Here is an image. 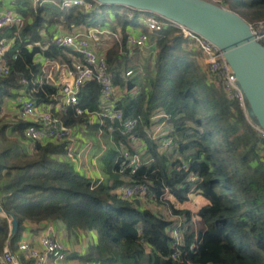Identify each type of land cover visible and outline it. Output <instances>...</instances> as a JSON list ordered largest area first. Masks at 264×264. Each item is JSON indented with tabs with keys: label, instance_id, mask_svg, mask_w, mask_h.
I'll list each match as a JSON object with an SVG mask.
<instances>
[{
	"label": "trees",
	"instance_id": "1",
	"mask_svg": "<svg viewBox=\"0 0 264 264\" xmlns=\"http://www.w3.org/2000/svg\"><path fill=\"white\" fill-rule=\"evenodd\" d=\"M33 1L18 0L23 7L21 25L0 30V38L13 41L5 54L10 72L0 78V204L18 220V231L9 239L11 249L16 251L22 240L26 221L48 222L73 243L94 231L85 252L66 256L82 264H264V137L249 123L238 101L228 99L206 66L193 58L198 52L181 30L170 25L150 34L156 57L141 72L124 43L127 28L138 25L141 12L129 14L116 5L61 8L62 0ZM217 3L249 24L264 23V0ZM107 21L114 31L117 24L123 36L106 51L113 83L120 91L114 105L136 119L133 133L143 150L129 142L118 122H89L90 115L100 111L99 85L95 80L85 82L78 103L54 114L67 127H85L88 133L100 130L112 137L115 146L100 158L104 176L91 178L74 168L67 156L68 141H35L33 150L26 152L27 123L17 118L7 122L1 112L5 100L19 89L39 105L56 102L58 88L43 78L35 56L62 57L68 65L71 61L67 50L55 45L56 34L49 26L60 25L69 32L101 27ZM259 41L264 45V36ZM129 69L132 74L125 76ZM156 122L171 127L166 137L173 146L168 152L161 151L158 140L145 129ZM8 128L20 137L19 144L7 139ZM119 144L141 156V165L132 174L121 168ZM190 174L196 176L194 182H189ZM133 184L146 187L145 202L116 194L121 186ZM194 193L206 201L196 215L175 207L168 198L183 203ZM150 203L162 204L183 218L181 243L172 238L176 220L165 219ZM0 215L1 254L9 220L4 212ZM193 216L199 230L188 228ZM19 261L35 264L22 255Z\"/></svg>",
	"mask_w": 264,
	"mask_h": 264
},
{
	"label": "built area",
	"instance_id": "2",
	"mask_svg": "<svg viewBox=\"0 0 264 264\" xmlns=\"http://www.w3.org/2000/svg\"><path fill=\"white\" fill-rule=\"evenodd\" d=\"M36 1L34 0L33 2L36 3ZM100 5L95 0H62L59 4L61 8L80 6L86 9ZM125 8L128 9L129 14L132 11H136L127 7ZM141 13L138 26H144L145 30H139L137 33L128 31L124 35V43L128 53L130 49L148 48L151 54L154 55L156 47L154 41L150 38V34L170 25L179 28L190 45L200 51L207 70L225 92L227 98L238 101L249 123L264 137V131L248 117L242 91L220 49L207 39L191 30L176 25L170 20L150 12ZM22 21L23 16L18 11V7L14 1H11L7 6H0V30L11 26L18 27ZM82 28H73L70 32L57 34L53 38L56 46L67 50L66 55L71 61L70 65L65 64L66 70L62 79L54 85L58 88L57 94L54 96L56 102L46 106L39 105L34 99L29 98L23 90L15 98L18 106L17 119L27 123L23 130V135L30 143V151L33 150L35 141H68L67 156L73 164H79L82 155V150H76L74 147V132L76 128L65 126L55 116L54 112H63L68 106L77 104L80 87L90 80H95L99 85L100 111L91 114L89 122H101L103 119L116 121L120 124L123 132L127 135V139L133 146L141 143L140 139L133 133L136 119L124 116L120 109L115 108L114 103L118 98L117 95H120V91H117V87L113 83V76L106 58V50L100 47L101 40L111 39L112 35L117 39V32L107 28ZM253 32L258 39L264 36V32ZM119 35L120 39H122V34L120 33ZM12 42L10 39L0 38V78L6 77L10 72L5 54L12 46ZM60 60L62 59L60 58ZM124 74L130 76L132 70L129 69ZM21 82L24 84L26 81L23 79ZM77 112L82 113V110L77 109ZM147 132L154 139L158 140L161 151L168 152L173 146L171 140L166 137L168 133L166 130L158 128L157 130L149 129ZM110 139L112 140V137ZM87 147L89 148L90 146ZM119 147L122 155L120 163L122 170L127 169L129 173H134L142 162L140 154L137 152L131 153L122 144H119ZM185 166L183 165V168ZM196 179L194 174L189 175V182H194ZM146 192V187L140 184L123 185L116 190V194L123 199H139L142 202L147 200ZM195 218L196 216H193L192 221ZM183 224V218L178 217L175 228L172 231V238L175 244H179L183 240ZM19 255L24 256L26 259L34 260L35 264H64L67 258L64 244L55 236L50 227H47L40 236L38 245L24 239L17 243L16 251L5 245L0 254V264H20Z\"/></svg>",
	"mask_w": 264,
	"mask_h": 264
},
{
	"label": "water",
	"instance_id": "3",
	"mask_svg": "<svg viewBox=\"0 0 264 264\" xmlns=\"http://www.w3.org/2000/svg\"><path fill=\"white\" fill-rule=\"evenodd\" d=\"M101 5L123 6L150 12L193 31L216 45L230 65L242 91L248 117L264 131V45L251 25L237 12L210 0H95ZM10 237L18 231V220L4 210Z\"/></svg>",
	"mask_w": 264,
	"mask_h": 264
},
{
	"label": "crops",
	"instance_id": "4",
	"mask_svg": "<svg viewBox=\"0 0 264 264\" xmlns=\"http://www.w3.org/2000/svg\"><path fill=\"white\" fill-rule=\"evenodd\" d=\"M11 1H14L16 3L18 7V11L21 8H23L22 5L18 2V0H0V6L1 7L7 6ZM111 23L112 22L107 21L105 25L101 27L100 26L97 27L107 28L114 31L110 27L112 25ZM49 27H50L49 30L53 31V33H55L56 35L67 31L64 28H62L60 25L57 26L53 25ZM139 30L141 31L142 29L138 25H133L127 28V32L133 31L134 33H137ZM35 61L41 62V70L43 72V78L46 80L47 83L54 86L57 82H59L62 79L63 74L66 70L65 64H67L64 59L60 60V57L48 59L43 57L41 54H38L37 56H35ZM21 90L22 89H19V91L16 92L14 97L7 98L4 102L2 114L6 115L5 117L8 122L12 121L14 123L15 118H17L18 106L15 102V98L20 93ZM153 120H157V117L155 116ZM158 128L160 130H167L168 132L171 129L170 125L167 122H156L155 124L151 125L150 128H145V129L147 131L149 129L157 130ZM6 131L8 132V129ZM92 132L90 131L88 133V130L82 129L81 127L75 129L74 147L76 148V150H80V151L82 150V155H81V162L79 164H73V165L74 168L77 171L81 172L82 174H85L91 178H96L101 175L104 176L100 161L103 152L109 148H113L115 146V143L110 139V137L107 138L105 135H103L102 131L100 130H97L93 133ZM24 146H25L24 147L25 151L30 152V143L28 141H25ZM87 146L90 147L88 148ZM136 149L137 150L140 149L141 151L143 150V148L140 147V144L137 145ZM169 197L172 199V202H176L172 196ZM199 197L202 198V203L206 202L201 195H199ZM0 214H3L2 210H0ZM47 227H50L52 232L55 234V236L64 244L67 250V254H69L72 251H78L81 253L85 252L88 245L93 242V237L95 236V233L93 231L89 233V236L87 237L84 236L81 240H79V243H73L66 237L65 233L63 231H60L53 223L42 222L36 224L26 221L25 230L22 234V239L28 240L33 244L38 245L39 238L47 229ZM64 264H82V263L76 259L67 257Z\"/></svg>",
	"mask_w": 264,
	"mask_h": 264
},
{
	"label": "rangeland",
	"instance_id": "5",
	"mask_svg": "<svg viewBox=\"0 0 264 264\" xmlns=\"http://www.w3.org/2000/svg\"><path fill=\"white\" fill-rule=\"evenodd\" d=\"M210 1H213V2H217L219 0H210ZM113 16H111L110 18L112 19ZM251 25V28L253 31H261L263 32L264 29V23L263 21H259L257 22L256 24H250ZM114 29L115 31L117 32V39L112 35L111 39H104L103 41L101 40V44H100V47H102V49L104 50H108L112 45H114L115 42H118L120 43L119 40H121L120 38V33L119 32V26L116 24H114ZM98 28V27H97ZM62 29V28H61ZM83 29V28H81ZM67 32V31H66ZM70 32V30H69ZM118 40V41H117ZM187 48H189V46H187ZM122 49V48H121ZM190 50V49H189ZM198 54H195L193 55V58L201 65L205 68V64H204V60H203V57H202V54L198 51L197 49H195ZM67 54V53H66ZM129 55L131 56V58L135 59V62L137 64V67L139 69V71H143L144 68H146L147 66L151 67L155 61V57H156V51H155V54L152 55L151 52L149 51L148 48H143V49H133L129 51ZM62 58V57H60ZM63 59V58H62ZM207 69V68H206ZM126 76V75H125ZM1 115H2V112H1ZM158 115H156V117H158ZM5 121H7V119L5 118ZM8 122V121H7ZM192 125V124H190ZM198 130L201 131V127H198ZM167 131V130H166ZM168 132V131H167ZM6 137L8 140H11V139H14L16 140V143H20V137L16 136L15 133H12L10 132V128H8V132L6 131ZM19 138V139H18ZM168 198H170L168 196ZM170 200L172 201V199L170 198ZM203 205L202 203V198L199 197V194H196L194 193L193 195H191L189 197V199L187 201H184L183 203H176L174 202V206L179 208V209H187L189 210L193 215H196V211ZM148 206L150 208H152L153 210L155 211H158V210H161V212L163 213V216H165V219H168V220H178V217H181V216H175V215H172L171 212L168 210V208H164V206L162 204H153V203H150L148 204ZM1 216V215H0ZM190 228L191 230L193 229H200L201 226L200 224H198V219L195 218L194 221H192L190 223V226L188 227Z\"/></svg>",
	"mask_w": 264,
	"mask_h": 264
}]
</instances>
